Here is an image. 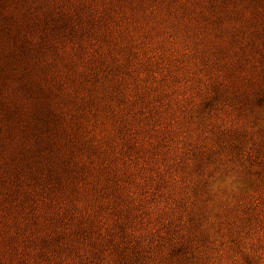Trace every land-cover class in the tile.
<instances>
[{
    "label": "rangeland",
    "instance_id": "obj_1",
    "mask_svg": "<svg viewBox=\"0 0 264 264\" xmlns=\"http://www.w3.org/2000/svg\"><path fill=\"white\" fill-rule=\"evenodd\" d=\"M0 264H264V0H0Z\"/></svg>",
    "mask_w": 264,
    "mask_h": 264
}]
</instances>
